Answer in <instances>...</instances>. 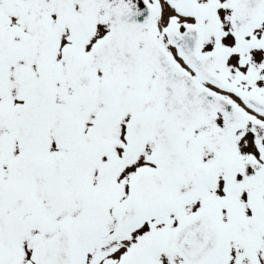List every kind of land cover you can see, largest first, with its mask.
<instances>
[{"label":"snow or ice","instance_id":"6c2138e0","mask_svg":"<svg viewBox=\"0 0 264 264\" xmlns=\"http://www.w3.org/2000/svg\"><path fill=\"white\" fill-rule=\"evenodd\" d=\"M0 264H264V0H0Z\"/></svg>","mask_w":264,"mask_h":264}]
</instances>
